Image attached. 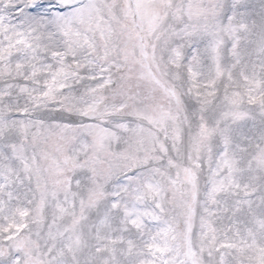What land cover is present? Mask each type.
<instances>
[{"label":"snow or ice","instance_id":"1","mask_svg":"<svg viewBox=\"0 0 264 264\" xmlns=\"http://www.w3.org/2000/svg\"><path fill=\"white\" fill-rule=\"evenodd\" d=\"M0 264H264V0H0Z\"/></svg>","mask_w":264,"mask_h":264}]
</instances>
